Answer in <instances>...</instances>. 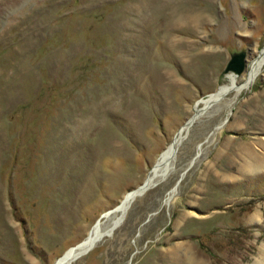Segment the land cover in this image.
I'll list each match as a JSON object with an SVG mask.
<instances>
[{
	"label": "rangeland",
	"instance_id": "1",
	"mask_svg": "<svg viewBox=\"0 0 264 264\" xmlns=\"http://www.w3.org/2000/svg\"><path fill=\"white\" fill-rule=\"evenodd\" d=\"M96 224L69 264H264V0H0V264Z\"/></svg>",
	"mask_w": 264,
	"mask_h": 264
},
{
	"label": "bare ground",
	"instance_id": "2",
	"mask_svg": "<svg viewBox=\"0 0 264 264\" xmlns=\"http://www.w3.org/2000/svg\"><path fill=\"white\" fill-rule=\"evenodd\" d=\"M255 68H256V63L254 64L253 71H255L254 70ZM234 74H236V73H234ZM225 90H226L225 87H221L219 90L214 92V94H211V96H217L218 94H220V92H223ZM205 102H207V101H205ZM195 115H193V117ZM193 117L188 122H191L193 120ZM180 133H181V131H179V134ZM179 139L180 138L177 135L175 137V139L173 140L172 144L162 153L161 162L158 163L159 165H157L158 168H154V170H152L151 173H149L147 175L149 180H155L157 178H162V176H164V175H166L168 173V171L170 169L169 162H170V159H172L173 154L175 153L177 144H179L178 143ZM148 183H149L148 180L146 181V183L144 182V184H148ZM139 187L133 189L134 190L133 193H130V192L125 193L123 198H122V200H121V203L123 204L124 202L128 201L133 195H134V197L136 195H138L135 192H138L140 190ZM115 209H116V207L113 209V211H115ZM123 209H124V207L121 205V206L118 207V209H117L118 211L117 212H122ZM115 219L116 218H114V219L112 218L110 224L108 223L109 224L108 225L109 229L112 227V225H114L117 222ZM109 229H107V230H109ZM102 234H103V229H101V226L99 224H96L95 227H94V230L92 231V233L89 235V237L84 242H82L78 246H73L72 248H69L67 250V252L64 254V256H62L55 264H69L74 259H76L78 256H80L83 253V251H87L88 249H90V247H92V246H90L88 248H86V246L88 244H90V243L92 245H94V243L97 241L99 236L102 235ZM85 248H86V250H85Z\"/></svg>",
	"mask_w": 264,
	"mask_h": 264
},
{
	"label": "water",
	"instance_id": "3",
	"mask_svg": "<svg viewBox=\"0 0 264 264\" xmlns=\"http://www.w3.org/2000/svg\"><path fill=\"white\" fill-rule=\"evenodd\" d=\"M245 59H244V52L241 51V52H234L231 56V59L228 61L226 67L224 68V72H227L229 70H232L233 72L235 73H240L242 72V70L244 69L245 67ZM197 115H195L193 117V119L196 117ZM156 183V182H155ZM153 183V184H155ZM152 184V185H153ZM149 186H151L150 184H144V182L141 183L140 185V190L138 192H135L137 194H140L142 192H144L146 190V188H148ZM129 206V205H128ZM115 207L112 208L111 211H113ZM125 213V212H124ZM124 213L120 216L119 220L114 224L112 225V227L110 228V230H108L107 232L110 233L111 230L113 229L114 226H116L120 220L123 218L124 216ZM83 242V240H80L79 242H77L76 244H74V246H78L80 245L81 243Z\"/></svg>",
	"mask_w": 264,
	"mask_h": 264
}]
</instances>
